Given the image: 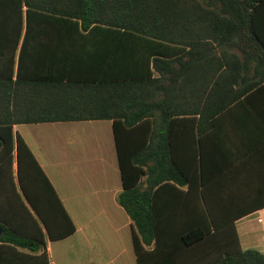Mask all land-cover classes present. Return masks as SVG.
<instances>
[{"label": "trees", "instance_id": "obj_1", "mask_svg": "<svg viewBox=\"0 0 264 264\" xmlns=\"http://www.w3.org/2000/svg\"><path fill=\"white\" fill-rule=\"evenodd\" d=\"M92 27L105 34L107 76L97 79L76 71L77 52L91 51L76 37ZM263 85L264 0H0V145H10L11 124L111 120L116 202L132 223L136 264H264L231 223L197 213L193 149L186 159L173 141L182 118L221 111ZM14 145L35 216L16 230L0 218V264H47L41 226L49 239L74 226L19 134ZM8 173L0 162V177Z\"/></svg>", "mask_w": 264, "mask_h": 264}, {"label": "crops", "instance_id": "obj_2", "mask_svg": "<svg viewBox=\"0 0 264 264\" xmlns=\"http://www.w3.org/2000/svg\"><path fill=\"white\" fill-rule=\"evenodd\" d=\"M82 33L88 37H76V47L80 51L90 48L87 55L92 59L77 52V73L95 79L107 76V63L101 57L105 34L93 27ZM51 38L50 41V36L45 35L40 41L52 44ZM19 43L20 39L14 51L12 73ZM2 67L8 69L6 64ZM189 101L199 103L203 98L191 97ZM188 117L173 128V141L186 159L189 149H193L191 158L198 177L197 213L212 217L221 226L231 223L242 249L254 248L264 254V85L231 101L221 111H198ZM51 130L57 146L67 135L70 162L77 175L70 180L68 195L49 179L39 153V137ZM15 134L23 139L48 177L74 226L69 234L53 239L46 236L41 226L47 264H136L132 223L116 202L122 185L111 120L11 124V143L0 145V162L6 161L9 172L14 173ZM75 152L80 153L78 157ZM4 183L8 185L5 192ZM30 213L35 216L16 174L0 177V218L5 219V224L15 226L16 230L27 223Z\"/></svg>", "mask_w": 264, "mask_h": 264}, {"label": "rangeland", "instance_id": "obj_3", "mask_svg": "<svg viewBox=\"0 0 264 264\" xmlns=\"http://www.w3.org/2000/svg\"><path fill=\"white\" fill-rule=\"evenodd\" d=\"M68 125V123H65V126ZM53 134L52 130L48 132L44 131V134L39 137V153L43 159L42 162L46 164L44 170L49 179L52 180V183L59 190L64 191L68 195L70 193V180L75 179L77 175L75 174V167L70 162L71 157L67 135H63L64 141H61L60 145L57 146L55 138L51 136ZM75 154L78 157L80 153L75 152ZM11 174H14L15 177L16 173L12 170L8 173V176ZM2 188L5 192L8 189L7 183H4Z\"/></svg>", "mask_w": 264, "mask_h": 264}, {"label": "water", "instance_id": "obj_4", "mask_svg": "<svg viewBox=\"0 0 264 264\" xmlns=\"http://www.w3.org/2000/svg\"><path fill=\"white\" fill-rule=\"evenodd\" d=\"M0 234H1V229H0Z\"/></svg>", "mask_w": 264, "mask_h": 264}]
</instances>
